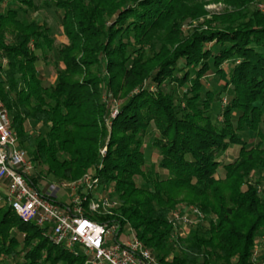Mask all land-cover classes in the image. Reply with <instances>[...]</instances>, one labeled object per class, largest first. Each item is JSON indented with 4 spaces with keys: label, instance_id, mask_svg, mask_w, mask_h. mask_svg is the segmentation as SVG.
Listing matches in <instances>:
<instances>
[{
    "label": "trees",
    "instance_id": "trees-1",
    "mask_svg": "<svg viewBox=\"0 0 264 264\" xmlns=\"http://www.w3.org/2000/svg\"><path fill=\"white\" fill-rule=\"evenodd\" d=\"M193 1L57 0L66 41L56 47L32 18V0H0V101L34 165L68 181L91 168L117 206L86 215L129 224L159 264H253L264 238V188L254 176L264 172V12L249 11L254 0H222L237 11L183 37L181 25L205 14ZM39 62L54 71L48 85ZM215 74L217 85H206ZM225 98L213 122V103ZM243 132L258 141L248 146ZM145 146L156 155L150 163ZM182 193L186 208L216 216L185 237L170 216ZM42 235L0 206V264H84ZM261 245L254 264H264Z\"/></svg>",
    "mask_w": 264,
    "mask_h": 264
},
{
    "label": "built area",
    "instance_id": "built-area-1",
    "mask_svg": "<svg viewBox=\"0 0 264 264\" xmlns=\"http://www.w3.org/2000/svg\"><path fill=\"white\" fill-rule=\"evenodd\" d=\"M115 114L116 106L112 116ZM38 182L35 165L18 144L9 112L0 101V206L8 207L23 222L42 229L52 244L75 255V249H81L84 264H159L136 238L133 229L129 227L130 234L124 235V227L98 222L86 215H107L117 206L110 192L103 188L99 191L102 186L92 171L76 181L51 183L45 191L38 188ZM59 190L68 194L66 205L56 202ZM191 216L196 221L202 219L197 209ZM172 219L184 226L193 224L176 214ZM257 252L255 248L253 264L257 262Z\"/></svg>",
    "mask_w": 264,
    "mask_h": 264
},
{
    "label": "rangeland",
    "instance_id": "rangeland-1",
    "mask_svg": "<svg viewBox=\"0 0 264 264\" xmlns=\"http://www.w3.org/2000/svg\"><path fill=\"white\" fill-rule=\"evenodd\" d=\"M56 1L57 0H32V4L36 8L35 12L32 14V18L39 21L41 24H45L48 27V29L50 31L49 36L54 40L55 46L57 47L61 43H64L66 41V38H65L63 31H62V28H61V21H62V17H63V12L56 8V6H55ZM193 2L196 6L200 7L204 11L205 14L202 18H199L198 20H187L181 25L180 31L183 32V37H187L188 32L192 31L194 28H197V27L203 28L201 30H206L207 26L204 25V21H207V20L209 21L214 16H217V15L224 13V12L237 11L235 7L227 5L222 0H194ZM8 3L10 6H14L15 8L21 7V12L24 11V12L30 13L31 10L33 9V7L32 8H25L18 1H10ZM5 6H6V4H5ZM248 7H249V11L257 10L260 12H264V0H254V1L249 3ZM4 9L7 10L6 7H4ZM213 26H214V24L212 23L211 27H213ZM210 47H212V46L210 45ZM37 66L40 70V74H41L42 79H43V84L48 85V83H51V81L54 79V75H53L54 71H53L52 67L51 66H44L43 62L37 63ZM225 66L226 65H223V67H225ZM209 74L210 73H208V75ZM219 79H221V78L215 74V76L212 75V76L206 77L204 79V82L206 85L215 87L217 85V82H219ZM169 86H170V88L172 87V85H169ZM177 95L178 96L180 95V91L178 92ZM225 104H226V98L222 99V100L221 99L216 100L213 103V106H212L213 122L220 123L221 116L219 113L223 109ZM115 106L116 107L119 106V101L112 99V101L110 103V116H112V112L114 111ZM114 116H116V114ZM261 128L264 132V126H261ZM36 129H37V132L43 131L38 126ZM239 135L247 143L248 146H252L253 144H255L258 141L257 137H255L251 134H247L246 132L239 133ZM20 147H22V146H20ZM148 147L149 146H145L144 151H145V155L148 158L147 159L148 163H150L151 161L156 159V155ZM104 149H105V151H104ZM238 149L239 148L237 146L231 147L225 153H223L221 155V158H220L222 163L223 162L227 163V162L233 161L234 158L237 156ZM24 150L26 151L27 149H24ZM105 152H106V148L100 149V155H105ZM35 165H36L35 172H36L37 179L39 181L38 182V185H39L38 188H41L42 191H45L47 189V186L51 183H59L62 181H68V180H65V179H62L59 177L57 178V177H53L51 175H45L43 172L44 168L43 167L41 168V166H39L37 164H35ZM90 169L91 168H89L85 173H87ZM93 173H94V171H93ZM217 176L221 178L222 177L221 172L218 173ZM254 176L259 177V179L261 180V184L258 187H256L258 189V191L260 192L264 188V172L263 173L257 172L256 174H254ZM254 176L252 175L251 179L250 180L248 179L250 181L249 182L250 184H254L253 183L254 178H255ZM68 182H72V181H68ZM101 189H102V187H100L99 191H101ZM111 190L112 189H110V192H111ZM177 199H178L177 200L178 201L177 207H175L174 209L171 210L170 216H173V214H176L180 217V219L183 220V219L187 218L189 221H192L193 224L191 226H184L183 224H179L177 221L173 220L171 223L174 227V231H175L174 234H178V236H180V237H185V236H188L190 231L194 229L196 223H198V221H200V220L196 221L195 217L191 216L194 209H197L198 211H200V213L202 215L201 221H202V223L205 224V226H208V223L210 221H212V222L216 221L215 215H213V214L212 215H205L197 206L190 205L186 208L185 207L186 205L182 203L184 201V199H186L185 194L182 193ZM56 202L61 204V205H66L68 203V194L63 190H59L57 193ZM110 214H111V211H110ZM115 224H118V223H115ZM123 227L124 228H123L122 234H124V235L130 234V231H129L130 225L125 224ZM259 238H260L259 239L260 242L256 246V248L259 249L257 252L258 254L256 257V261H260L263 258L261 251H260V248L262 247L261 243L262 242L264 243V238L263 237L261 238V236H259ZM75 251H76V254L78 256H83L81 249L77 248V249H75ZM172 252L175 253V248L172 249ZM263 263H264V260H263ZM4 264H8V261H4Z\"/></svg>",
    "mask_w": 264,
    "mask_h": 264
}]
</instances>
